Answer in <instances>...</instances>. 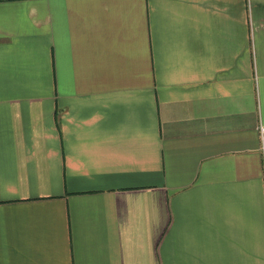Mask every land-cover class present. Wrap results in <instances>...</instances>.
I'll return each instance as SVG.
<instances>
[{
  "label": "crops",
  "instance_id": "crops-1",
  "mask_svg": "<svg viewBox=\"0 0 264 264\" xmlns=\"http://www.w3.org/2000/svg\"><path fill=\"white\" fill-rule=\"evenodd\" d=\"M264 0H0V264H264Z\"/></svg>",
  "mask_w": 264,
  "mask_h": 264
},
{
  "label": "built area",
  "instance_id": "built-area-1",
  "mask_svg": "<svg viewBox=\"0 0 264 264\" xmlns=\"http://www.w3.org/2000/svg\"><path fill=\"white\" fill-rule=\"evenodd\" d=\"M259 135H260L262 146L264 148V127L263 126H259Z\"/></svg>",
  "mask_w": 264,
  "mask_h": 264
}]
</instances>
